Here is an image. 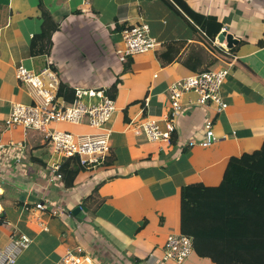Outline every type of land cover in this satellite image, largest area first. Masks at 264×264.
<instances>
[{
  "label": "crops",
  "instance_id": "crops-1",
  "mask_svg": "<svg viewBox=\"0 0 264 264\" xmlns=\"http://www.w3.org/2000/svg\"><path fill=\"white\" fill-rule=\"evenodd\" d=\"M187 2L197 12L217 16L240 43L232 51L216 53L173 0H0V247L11 236L31 239L14 264H60V256L78 244L103 264H163L168 235L182 233V188L219 186L232 157L262 147L264 0ZM143 21L159 47L132 56L125 70L126 60L118 53L124 39L116 28ZM45 29L51 34L39 42L41 54H34L33 38ZM213 43L220 46L216 38ZM169 58L173 61L167 62ZM231 60L234 64L221 86L228 104L224 111L217 112L213 103L200 106L198 94L190 92L182 98L171 141H150L141 129L131 130L147 118L165 128L170 84L225 67ZM18 64L36 72L53 68L60 80L58 96L67 102L73 101L76 86L104 87L116 102L108 124V162L81 171L74 187L54 178L50 162L60 158L43 131L6 125L14 102L34 103L17 80ZM209 120L215 142L206 147L200 142ZM47 129L100 132L65 122H53ZM192 141L196 144L190 146ZM44 200L62 204L65 213L47 212L39 220L35 205ZM78 206L81 211L74 213ZM257 227L242 230L255 232ZM238 249L256 261L264 258V243ZM167 264L177 263L171 259ZM184 264L216 263L194 249Z\"/></svg>",
  "mask_w": 264,
  "mask_h": 264
},
{
  "label": "built area",
  "instance_id": "built-area-1",
  "mask_svg": "<svg viewBox=\"0 0 264 264\" xmlns=\"http://www.w3.org/2000/svg\"><path fill=\"white\" fill-rule=\"evenodd\" d=\"M124 47L118 51L121 60L129 56L146 53L159 47L157 39L151 36L150 27L146 21L133 25H125L122 30ZM234 61L226 62V66L215 70H204L186 77L177 79L169 86L168 93L171 101L169 114L165 119V128L154 119H145L131 126V130L141 129L145 138L150 141L172 139L176 119L180 115L185 94L195 92L198 94L197 103L206 107L211 103L217 106V112L224 111L228 104L223 99L221 86L229 73ZM14 72L21 85L28 89L33 104L14 102L12 110L6 117V125L24 126L25 128L41 130L44 139L53 144L54 155L60 160L53 159L50 169L54 178L66 158L77 157L85 170H94L103 165L111 155L110 135L112 132L108 124L117 110L115 100L104 87L74 88V99L67 102L58 96L60 80L53 68L47 66L40 72L27 68L23 64L14 65ZM98 98L97 103L87 104L84 97ZM264 101V99H263ZM148 105V99L144 107ZM53 122L81 124L100 130L97 134H75L68 130H48L47 126ZM205 136L200 142L203 146H211L215 142L212 121L205 123ZM196 142H190L193 146ZM1 147V142H0ZM35 209L40 212L39 220L43 214L51 215L65 213L62 204L50 200L38 202ZM43 226V225H41ZM43 228H46L45 225ZM193 236L185 233H170L165 244L163 264L174 260L177 264H184L194 250ZM31 239L27 235L11 236L8 243L0 247V264H14L30 245ZM156 262L151 259V262ZM60 264H103L83 245L69 247L59 258Z\"/></svg>",
  "mask_w": 264,
  "mask_h": 264
},
{
  "label": "trees",
  "instance_id": "trees-1",
  "mask_svg": "<svg viewBox=\"0 0 264 264\" xmlns=\"http://www.w3.org/2000/svg\"><path fill=\"white\" fill-rule=\"evenodd\" d=\"M173 1L176 10L191 19L190 23L201 34V40L216 53L223 54V47L213 43L223 29L218 17L195 11L187 0ZM48 15V11L43 13L46 20ZM124 27L116 30L122 32ZM50 34L47 29L36 34L32 41L34 54H41L37 46ZM164 55L160 53V56ZM171 61L173 58L167 62ZM131 63L132 57L129 56L125 70L130 69ZM59 93H62L60 89ZM84 170L77 157L66 158L58 175L64 186L71 188L75 186L78 174ZM181 204V232L193 236L197 254L211 257L216 264H264V258L256 261L243 256L238 249L264 243V143L252 153L232 157L219 186H184ZM250 225L258 226V230H242L243 226L248 228Z\"/></svg>",
  "mask_w": 264,
  "mask_h": 264
},
{
  "label": "water",
  "instance_id": "water-1",
  "mask_svg": "<svg viewBox=\"0 0 264 264\" xmlns=\"http://www.w3.org/2000/svg\"><path fill=\"white\" fill-rule=\"evenodd\" d=\"M216 41L218 44H220L223 48L227 50L234 48L236 45L240 43L239 38L226 29H222L219 32V34L216 37ZM1 191H3V189L0 188V192ZM81 209L82 207L78 206L76 210H74V213H79Z\"/></svg>",
  "mask_w": 264,
  "mask_h": 264
},
{
  "label": "rangeland",
  "instance_id": "rangeland-1",
  "mask_svg": "<svg viewBox=\"0 0 264 264\" xmlns=\"http://www.w3.org/2000/svg\"><path fill=\"white\" fill-rule=\"evenodd\" d=\"M83 101L85 103H87V104H92V103H97L98 102V98H91L90 99L89 97L86 96V97H84ZM51 162H53V158H52V161Z\"/></svg>",
  "mask_w": 264,
  "mask_h": 264
}]
</instances>
